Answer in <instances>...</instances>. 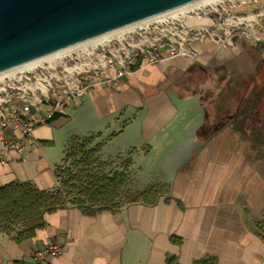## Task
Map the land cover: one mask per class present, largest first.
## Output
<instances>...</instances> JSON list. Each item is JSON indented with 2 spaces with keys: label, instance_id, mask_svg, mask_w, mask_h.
<instances>
[{
  "label": "crops",
  "instance_id": "crops-1",
  "mask_svg": "<svg viewBox=\"0 0 264 264\" xmlns=\"http://www.w3.org/2000/svg\"><path fill=\"white\" fill-rule=\"evenodd\" d=\"M238 44L229 48L235 56ZM210 46L199 45L193 62L227 73L228 51ZM155 52L161 59L142 61L119 87L95 85L63 115L38 125L23 155L1 152L0 188L31 183L53 189L55 166L72 137L102 143L104 171L126 174L127 183L116 199L123 206L89 213L68 205L46 213L32 236L0 233V264H33L32 253L50 240L62 252L41 264H166L170 257L177 264L205 258L264 264V155L234 138L228 126L206 142L193 111L198 97L184 100L176 92L195 63ZM153 186L160 188L153 204L126 199Z\"/></svg>",
  "mask_w": 264,
  "mask_h": 264
},
{
  "label": "built area",
  "instance_id": "built-area-1",
  "mask_svg": "<svg viewBox=\"0 0 264 264\" xmlns=\"http://www.w3.org/2000/svg\"><path fill=\"white\" fill-rule=\"evenodd\" d=\"M258 1L220 0L218 3L206 5L203 10L193 11L191 17L208 20L206 25L199 23L186 27L182 21H168V29L163 34L166 42L159 44L158 49H162L169 58L182 57L188 62H193L199 55L198 46L205 41L220 49L234 46L235 39H240L247 45L261 44L264 42V8L254 13ZM249 5L253 6L248 12H236ZM188 14L186 17H190ZM250 15L254 19H250ZM163 30L165 32V29ZM163 30L155 26L152 32L160 33ZM138 35L146 40L149 38L147 33ZM132 40L133 38H130V41ZM103 50L102 48L101 51ZM106 51L102 53L85 50L63 58H52L32 69L21 70L1 78L0 154L2 151L11 150L23 155L26 144L33 140V132L38 125H46L56 114L63 115L69 102L79 100L93 86L117 87L120 78L130 73L126 70L119 71L117 68H120L122 63L116 62L115 65L118 66L115 67L110 57L115 60L116 57L110 48ZM152 53L147 51L145 56L149 64L161 59L160 55ZM86 65L95 70L96 76L93 79L81 75ZM130 68L129 66L128 69ZM14 132H17L18 136H15ZM61 252L62 245L50 240L40 250L32 253L33 264H41L46 258L53 259Z\"/></svg>",
  "mask_w": 264,
  "mask_h": 264
},
{
  "label": "water",
  "instance_id": "water-1",
  "mask_svg": "<svg viewBox=\"0 0 264 264\" xmlns=\"http://www.w3.org/2000/svg\"><path fill=\"white\" fill-rule=\"evenodd\" d=\"M197 0H0V74Z\"/></svg>",
  "mask_w": 264,
  "mask_h": 264
},
{
  "label": "trees",
  "instance_id": "trees-1",
  "mask_svg": "<svg viewBox=\"0 0 264 264\" xmlns=\"http://www.w3.org/2000/svg\"><path fill=\"white\" fill-rule=\"evenodd\" d=\"M261 2L262 0L258 1L259 4ZM252 6L249 5L236 12H248ZM238 41L239 39H235L234 45ZM258 45L264 44L248 46ZM140 63L141 60L136 66L131 67V71H135ZM102 146V143L94 145L93 139L79 140L72 137L64 151L62 163L55 166L54 175L57 185L51 190L40 191L31 183H11L1 187L0 233L13 235L19 239L32 236L44 226L43 218L46 213H52L55 209L68 205L85 208L89 213H95L98 209L123 206L122 203L116 202V199L123 196L122 189L127 183V175L117 171L110 170L108 173L104 171L105 164L99 160ZM159 194L160 188L153 186L140 192L136 197L126 195V199L130 202L141 199L144 203L153 204ZM166 264H177V262L175 258L170 257ZM194 264L216 263L213 259L205 258Z\"/></svg>",
  "mask_w": 264,
  "mask_h": 264
},
{
  "label": "flooded vegetation",
  "instance_id": "flooded-vegetation-1",
  "mask_svg": "<svg viewBox=\"0 0 264 264\" xmlns=\"http://www.w3.org/2000/svg\"><path fill=\"white\" fill-rule=\"evenodd\" d=\"M221 50V49H220ZM246 52L245 48L228 59L229 71L219 74L211 66L196 65L188 69L180 79L176 92L181 99L198 97L197 108L201 133L206 142L227 126L234 138L246 142L256 155H264V57ZM222 51V50H221ZM218 50V52H221ZM216 63L215 61L213 62ZM185 77V78H183ZM218 84L213 98H205L208 85ZM210 83V84H209ZM210 88V86H208ZM217 93V94H216ZM224 96L222 106L212 105L214 97ZM217 99V98H215ZM211 120V121H210Z\"/></svg>",
  "mask_w": 264,
  "mask_h": 264
},
{
  "label": "rangeland",
  "instance_id": "rangeland-1",
  "mask_svg": "<svg viewBox=\"0 0 264 264\" xmlns=\"http://www.w3.org/2000/svg\"><path fill=\"white\" fill-rule=\"evenodd\" d=\"M257 9L254 10V13L258 12V11H261L263 10L264 6H263V0L261 2V4H258L257 6ZM204 8V7H203ZM259 8V9H258ZM198 9H201L203 10L202 8H198ZM198 9H192L191 11H189L187 14L190 16V17H186L187 14H185L184 16H180V17H177V19H173V18H166L165 21H163V23H160V22H156V23H152V24H149V26L147 27H143V28H135V30L133 31H130V32H127V33H124L122 35V38L120 39H113V40H109V41H106L105 43L103 44H100V45H94V46H89V47H86L85 49L83 50H78L77 52L75 53H81V52H85V50H88V51H92V50H95L96 52H107L106 49L110 48L113 55L116 57V60L113 58V57H110V59L112 60L113 62V65L115 67H117L118 65H115L117 64L116 62H120L122 63L121 64V67L120 68H117L119 71H123L126 70V72L128 73H131V68L128 69V67H134L138 64V61L141 60V63L142 61L146 60L147 62V59L145 56H147V51H151L153 52L152 54H156V55H159L157 52H155L156 50H160L158 49V45L159 44H164V42H166L165 39H163V34L166 33L167 29H168V26H167V22L168 21H175V20H179V21H182L183 24L187 27V26H192V25H198L199 23H203V24H207L209 23L208 20L204 21L205 19L203 20H197V19H194L191 17L193 11H197ZM158 27L159 29H165V32L164 30L160 33H157L155 31L152 32L153 28L154 27ZM146 31V32H145ZM139 33L143 34V33H147V35L149 36V38L146 40V39H143L142 37H139ZM130 38H133L132 41H130ZM239 43L242 42L240 39L238 41ZM243 44L239 45L237 47H239V49H242V48H245L246 52L250 53L251 52H254V53H257V50L258 49L259 51H261V55L264 57V45H258L256 47H249L248 45H246L244 42H242ZM261 44H264V42H261ZM235 46V45H234ZM211 48H213L214 50L216 51H228V55H234L235 52H232L230 49L233 48V46L231 47H228V50L227 48H218V47H215V46H210ZM102 48L104 49L103 51ZM143 50V52L140 50V49ZM230 48V49H229ZM75 53H72V54H75ZM108 55V54H107ZM137 55V56H136ZM140 58L137 60V58ZM158 58V57H157ZM231 58L230 56H228V59ZM222 59H225V57H222V58H218V60H222ZM130 62V63H129ZM72 64V63H71ZM110 65V64H108ZM87 66V65H86ZM111 66V65H110ZM120 66V65H119ZM85 71L81 73V75L85 78H89V79H93L96 75H95V70L91 68H89L88 66L84 68ZM219 74L222 73V71H218ZM124 75V74H123ZM127 73L124 75L126 76ZM210 84V83H209ZM210 86V88L208 87ZM206 86L204 89H206V95H205V98L208 99V98H213V93L215 94V89L216 87L218 86V84L215 82V80L213 81V84L212 85H208ZM119 87V84L118 86ZM217 94V93H216ZM217 96V95H216ZM217 98V99H215ZM223 100H224V96L221 97L220 95H218L217 97H214V100L210 101L212 103V105H220L222 106L223 104ZM261 130H264V127L261 126ZM127 162V160H124V163ZM123 163V165H124Z\"/></svg>",
  "mask_w": 264,
  "mask_h": 264
},
{
  "label": "bare ground",
  "instance_id": "bare-ground-1",
  "mask_svg": "<svg viewBox=\"0 0 264 264\" xmlns=\"http://www.w3.org/2000/svg\"><path fill=\"white\" fill-rule=\"evenodd\" d=\"M218 2H220V0H197V1L191 2L190 4H187V5L182 6V7H178L175 10L163 12V14L152 16V17H149V19H145V20H141L139 22H135L132 25L122 27L119 30L108 32L105 35L98 36L96 38H93L90 41L82 42V43H79L75 46L64 48L61 51H58L54 54H50L47 57L37 59L34 62L26 63V64L21 65L20 67H16L14 69L7 70L6 72L0 74V79L3 77H7L8 75L15 74L17 72H21V70L32 69L36 65H38L44 61H48L49 59H52V58H63V56L70 55L72 53L77 52L78 50H83L86 47L94 46V45H100V44L105 43L106 41L113 40V39H120V38H122V35L124 33L133 31V30H135V28L147 27V26H149V24L156 23V22L163 23V21H165V19L168 17L173 18V19H177V17L184 16L185 14H187L192 9L203 8V7H206V5H212V4H215ZM249 18L254 19V17L252 15H250Z\"/></svg>",
  "mask_w": 264,
  "mask_h": 264
}]
</instances>
